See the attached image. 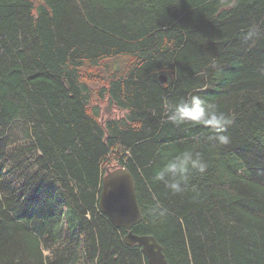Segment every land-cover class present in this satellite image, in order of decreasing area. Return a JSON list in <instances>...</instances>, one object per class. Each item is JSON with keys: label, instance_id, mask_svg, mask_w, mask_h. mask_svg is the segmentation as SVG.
Wrapping results in <instances>:
<instances>
[{"label": "trees", "instance_id": "obj_1", "mask_svg": "<svg viewBox=\"0 0 264 264\" xmlns=\"http://www.w3.org/2000/svg\"><path fill=\"white\" fill-rule=\"evenodd\" d=\"M189 94L228 145L167 121ZM185 150L207 170L173 195L154 177ZM123 167L168 264H264V0H0V264H148L99 209Z\"/></svg>", "mask_w": 264, "mask_h": 264}, {"label": "clouds", "instance_id": "obj_2", "mask_svg": "<svg viewBox=\"0 0 264 264\" xmlns=\"http://www.w3.org/2000/svg\"><path fill=\"white\" fill-rule=\"evenodd\" d=\"M162 107L166 113L167 121L176 126H203L217 133L208 137L221 145H228L230 137L225 133L226 127L233 123L231 114L220 110L215 103L209 102L197 94H189L175 100L164 98ZM194 143H199V138L194 137ZM207 163L201 158L199 152L194 150L181 151L175 157L163 162L158 167L154 179L162 183L173 195L183 194L188 187L191 176L194 173L204 174ZM193 199L200 193L195 186L192 187ZM153 215L163 217L168 209L156 203Z\"/></svg>", "mask_w": 264, "mask_h": 264}, {"label": "water", "instance_id": "obj_3", "mask_svg": "<svg viewBox=\"0 0 264 264\" xmlns=\"http://www.w3.org/2000/svg\"><path fill=\"white\" fill-rule=\"evenodd\" d=\"M98 205L113 226L126 230L124 241L128 246L141 247L148 264H168L153 236H137L131 231L141 221V212L136 200L135 180L126 168L108 170L102 177Z\"/></svg>", "mask_w": 264, "mask_h": 264}]
</instances>
